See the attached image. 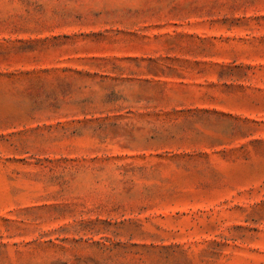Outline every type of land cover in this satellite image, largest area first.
Instances as JSON below:
<instances>
[{"label":"rangeland","instance_id":"1","mask_svg":"<svg viewBox=\"0 0 264 264\" xmlns=\"http://www.w3.org/2000/svg\"><path fill=\"white\" fill-rule=\"evenodd\" d=\"M0 264H264V0H0Z\"/></svg>","mask_w":264,"mask_h":264}]
</instances>
